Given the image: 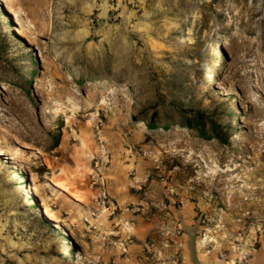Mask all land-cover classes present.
Returning <instances> with one entry per match:
<instances>
[{
    "label": "rangeland",
    "instance_id": "rangeland-1",
    "mask_svg": "<svg viewBox=\"0 0 264 264\" xmlns=\"http://www.w3.org/2000/svg\"><path fill=\"white\" fill-rule=\"evenodd\" d=\"M181 244L264 264V0H0V264L179 263Z\"/></svg>",
    "mask_w": 264,
    "mask_h": 264
},
{
    "label": "trees",
    "instance_id": "trees-1",
    "mask_svg": "<svg viewBox=\"0 0 264 264\" xmlns=\"http://www.w3.org/2000/svg\"><path fill=\"white\" fill-rule=\"evenodd\" d=\"M206 118L203 114L199 112H191L189 118L184 119L183 128L194 131L199 137L206 138L211 137L214 140H217L219 143H225V138L221 135V132L214 123L208 122L207 124L210 126L209 130H206ZM157 123V118L152 117L150 121L147 123L148 127L153 128L154 125ZM44 226L55 232L53 228L49 224H44Z\"/></svg>",
    "mask_w": 264,
    "mask_h": 264
},
{
    "label": "bare ground",
    "instance_id": "bare-ground-1",
    "mask_svg": "<svg viewBox=\"0 0 264 264\" xmlns=\"http://www.w3.org/2000/svg\"><path fill=\"white\" fill-rule=\"evenodd\" d=\"M79 157L81 158V148H80V155H79ZM60 176V178H59V185L61 186V187H66L67 189L70 187V183H71V181H72V179L73 178H75L76 176H75V173H73V172H69L68 170H63L62 172H61V175H59ZM75 198H77V196L75 195ZM78 199V198H77ZM43 214H45V215H47V217L50 219V220H52L53 221V216L49 213V212H47V211H45ZM52 227L54 228V229H56V230H58L59 229V227H58V225L53 221L52 222ZM62 233H63V235H66L67 233L65 232V230H62Z\"/></svg>",
    "mask_w": 264,
    "mask_h": 264
},
{
    "label": "crops",
    "instance_id": "crops-1",
    "mask_svg": "<svg viewBox=\"0 0 264 264\" xmlns=\"http://www.w3.org/2000/svg\"><path fill=\"white\" fill-rule=\"evenodd\" d=\"M175 244L173 246H171L170 248V251H172L173 253H177L178 252V246H177V242H174ZM181 248L180 249V254L183 255V259L178 263H176L173 259H169L168 261L167 260H163L160 264H192L191 261L189 260L188 257H186L185 255V251H184V245L181 244ZM166 251V250H165Z\"/></svg>",
    "mask_w": 264,
    "mask_h": 264
}]
</instances>
